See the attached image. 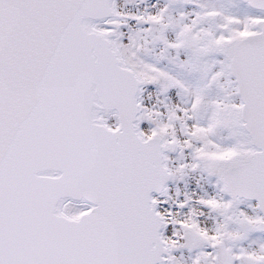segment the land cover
<instances>
[{"label":"snow or ice","instance_id":"1","mask_svg":"<svg viewBox=\"0 0 264 264\" xmlns=\"http://www.w3.org/2000/svg\"><path fill=\"white\" fill-rule=\"evenodd\" d=\"M0 264H264V0H0Z\"/></svg>","mask_w":264,"mask_h":264}]
</instances>
